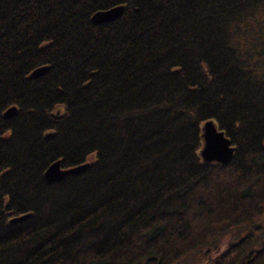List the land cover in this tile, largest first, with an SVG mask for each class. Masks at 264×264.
<instances>
[{"label":"trees","instance_id":"16d2710c","mask_svg":"<svg viewBox=\"0 0 264 264\" xmlns=\"http://www.w3.org/2000/svg\"><path fill=\"white\" fill-rule=\"evenodd\" d=\"M0 264H264V0H0Z\"/></svg>","mask_w":264,"mask_h":264},{"label":"water","instance_id":"95a60500","mask_svg":"<svg viewBox=\"0 0 264 264\" xmlns=\"http://www.w3.org/2000/svg\"><path fill=\"white\" fill-rule=\"evenodd\" d=\"M122 12V5H116L107 9L97 10L90 16L92 23L98 25L117 19ZM44 67H37L31 71L30 76L36 77L44 71ZM15 107L10 106L3 112V117L7 118L14 114ZM202 143L199 149V157L203 162H216L226 164L232 155L233 147L229 140L224 136L223 131L217 129L216 125L211 120H206L201 126L200 134ZM59 160L50 163L43 172V177L46 182H55L61 180L68 173H77L82 170L86 163L78 164L69 169H59ZM25 215L15 217L11 221H16L24 218Z\"/></svg>","mask_w":264,"mask_h":264},{"label":"bare ground","instance_id":"6f19581e","mask_svg":"<svg viewBox=\"0 0 264 264\" xmlns=\"http://www.w3.org/2000/svg\"><path fill=\"white\" fill-rule=\"evenodd\" d=\"M212 122H213V120H211ZM214 123V122H213ZM215 124V123H214ZM202 141V140H201ZM71 168H73V167H71ZM59 169H64V168H62V166H61V164L59 163ZM69 169V168H68Z\"/></svg>","mask_w":264,"mask_h":264},{"label":"rangeland","instance_id":"374dc122","mask_svg":"<svg viewBox=\"0 0 264 264\" xmlns=\"http://www.w3.org/2000/svg\"><path fill=\"white\" fill-rule=\"evenodd\" d=\"M226 242V239H225V241L222 243L221 242V244H220V247L222 248L223 246H224V243Z\"/></svg>","mask_w":264,"mask_h":264}]
</instances>
